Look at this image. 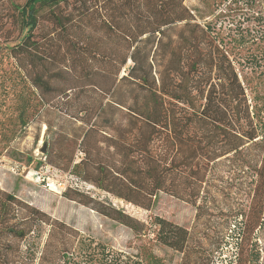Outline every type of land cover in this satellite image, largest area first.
Returning a JSON list of instances; mask_svg holds the SVG:
<instances>
[{"label": "trees", "instance_id": "obj_1", "mask_svg": "<svg viewBox=\"0 0 264 264\" xmlns=\"http://www.w3.org/2000/svg\"><path fill=\"white\" fill-rule=\"evenodd\" d=\"M246 4L252 23L232 37L185 0H0V50L11 59L0 97L15 102L8 133L44 131L48 164L146 209L165 192L193 204L196 220L221 192L239 193L231 182L248 181L244 228L207 252L189 228L159 216L148 243L181 253L178 264H215L231 236L229 264H264V15ZM19 206L0 190V264H29L14 251L34 234V264H168L151 244L116 249ZM119 214L146 235L143 222Z\"/></svg>", "mask_w": 264, "mask_h": 264}, {"label": "rangeland", "instance_id": "obj_2", "mask_svg": "<svg viewBox=\"0 0 264 264\" xmlns=\"http://www.w3.org/2000/svg\"><path fill=\"white\" fill-rule=\"evenodd\" d=\"M185 3L195 11L200 21L212 20L217 27L231 33L232 37L238 36L239 32L244 31V27L252 23L247 18L249 12L242 10V7L247 5L246 0L231 4L229 8L227 2L223 0H185ZM254 9L264 15V0H255ZM243 13L247 15L244 16ZM201 14L207 17L203 19L200 17ZM16 35V32L12 34ZM247 46L242 49V55L251 53L252 50L248 51ZM5 52L6 49L0 50V76H3L4 72L0 82L5 78L8 84L11 73L7 70L11 59ZM262 61L264 62V59ZM262 94L264 95V86ZM0 103L3 104L0 105V129L1 123L5 125V129L0 130V190L13 194L22 202L20 210L17 207L18 213H29L25 208L26 203L65 221L85 236H92L116 249L136 251L141 244H151L155 253L163 257L168 264H178L182 254L154 241L148 243L150 238L155 237L150 224L156 216L189 228L192 231L193 242L200 244L205 252L213 247L212 243L218 241L222 234L233 235L234 230L240 231L244 228V223L239 222L245 219V213L240 212L247 210L248 198L245 189L248 181L236 179L231 182L230 189L239 193L228 196L221 192L215 196L212 208L201 213L197 220L196 207L193 204L165 192H160L152 207L146 209L48 164L45 153L41 151L46 143L44 131L39 137L33 127H30L25 135L21 134L18 128L14 129L15 132L8 133L10 130L7 129L15 123L14 97L11 95L7 99L0 97ZM4 134L7 138H4ZM82 156L83 153L78 150L75 159L79 160ZM119 213H127L143 222L145 226L142 231L146 232V235L136 233L121 223L118 220ZM238 227L241 228L238 230ZM8 239L10 240L9 237ZM227 239V245L214 252L213 263L229 264L236 251V244L231 236H227ZM12 242L17 243L18 240L12 239ZM38 244L39 238L36 234L30 236L26 241H22L20 251H14L15 258H19L21 263L34 264L35 262L31 261V252L27 249L35 248Z\"/></svg>", "mask_w": 264, "mask_h": 264}, {"label": "water", "instance_id": "obj_3", "mask_svg": "<svg viewBox=\"0 0 264 264\" xmlns=\"http://www.w3.org/2000/svg\"><path fill=\"white\" fill-rule=\"evenodd\" d=\"M46 147H47V145H46V143L43 145V148L41 149V151L43 152V153H46Z\"/></svg>", "mask_w": 264, "mask_h": 264}]
</instances>
